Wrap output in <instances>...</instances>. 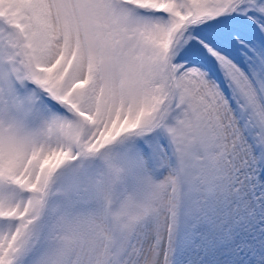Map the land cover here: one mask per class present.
Masks as SVG:
<instances>
[{
  "label": "snow or ice",
  "instance_id": "1",
  "mask_svg": "<svg viewBox=\"0 0 264 264\" xmlns=\"http://www.w3.org/2000/svg\"><path fill=\"white\" fill-rule=\"evenodd\" d=\"M0 264H264V0H0Z\"/></svg>",
  "mask_w": 264,
  "mask_h": 264
}]
</instances>
